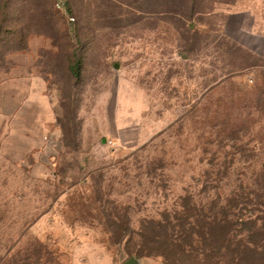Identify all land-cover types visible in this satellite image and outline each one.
Instances as JSON below:
<instances>
[{
    "label": "rangeland",
    "instance_id": "rangeland-1",
    "mask_svg": "<svg viewBox=\"0 0 264 264\" xmlns=\"http://www.w3.org/2000/svg\"><path fill=\"white\" fill-rule=\"evenodd\" d=\"M263 178L264 0H0V264H164ZM250 200L175 264H264Z\"/></svg>",
    "mask_w": 264,
    "mask_h": 264
},
{
    "label": "trees",
    "instance_id": "trees-1",
    "mask_svg": "<svg viewBox=\"0 0 264 264\" xmlns=\"http://www.w3.org/2000/svg\"><path fill=\"white\" fill-rule=\"evenodd\" d=\"M264 179V178H263ZM259 192L256 193L255 190L250 188L249 186L239 185L234 190L231 191L229 196L227 197V209H220L221 214H211L216 207L210 208L209 215H203L199 213L200 209L198 210L196 207H187L188 201H191L194 196L187 195L186 198H183L184 205L182 206L184 209L188 208V211L196 212V214L190 215L191 219H194V215H196V219L193 223L180 224V230L176 232L173 230L172 234L166 233L163 236L162 241L153 240L154 244L156 245L155 248H140L138 250H128L127 254L129 256H137L138 258L141 257H156L160 256L163 258L164 264H175L179 262L181 259L185 258L189 253L190 249H194L192 243L195 242V238H199L204 242V245L207 247L208 244L214 245L216 241L221 238L223 233H228V229L236 226V225H244L246 224L245 219L249 216V211L245 206H249L252 203L250 197H253L256 200V205L261 209L258 210L260 212H264V184L259 187ZM241 206V208H240ZM205 210V209H201ZM232 210H237V212H232ZM191 213V212H189ZM201 217L205 218V220H201ZM229 218L235 220V222L231 223L228 221ZM124 235L122 233H113V237L120 241ZM138 236L142 238H147L148 236L145 234H138ZM202 242V243H203ZM213 246H211L212 248ZM226 250L228 247L225 248ZM214 251L213 249H211ZM248 247L241 246L238 249V259L240 261L243 260Z\"/></svg>",
    "mask_w": 264,
    "mask_h": 264
}]
</instances>
